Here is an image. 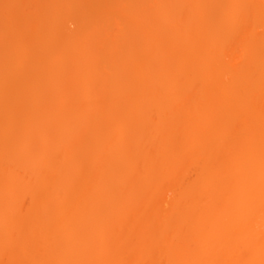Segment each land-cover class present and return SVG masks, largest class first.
Listing matches in <instances>:
<instances>
[{
    "label": "bare ground",
    "instance_id": "1",
    "mask_svg": "<svg viewBox=\"0 0 264 264\" xmlns=\"http://www.w3.org/2000/svg\"><path fill=\"white\" fill-rule=\"evenodd\" d=\"M112 1L0 4V220L57 264H264V0Z\"/></svg>",
    "mask_w": 264,
    "mask_h": 264
},
{
    "label": "rangeland",
    "instance_id": "2",
    "mask_svg": "<svg viewBox=\"0 0 264 264\" xmlns=\"http://www.w3.org/2000/svg\"><path fill=\"white\" fill-rule=\"evenodd\" d=\"M6 1H9V0H1L0 1V4L2 5L3 3L4 4H7V2ZM63 1H66V0H63ZM84 1V2H83ZM91 1V2H90ZM80 0V2H82V3H78L79 4V6H78V4L76 5V9H75V7H74V9L73 8H71V9H73L74 10V12H75V10L76 11H78V10H82V8H79V7H83L84 8V10H85V13H84V15L86 14V16H88V15H90V14H94L95 13V11H97L98 12V10L99 9H101V8H103L104 10H105V8L106 9H108L110 6L109 5H111V3L113 2L112 0H103V1H101V2H98V4L97 3H95V1L94 0ZM92 1H94V2H92ZM219 1V0H218ZM217 0H215V1H213V6H211L212 8H214L215 7V9L217 8L218 9V7H220L221 5H223V3L221 4V3H219L220 5H218V2ZM221 1V0H220ZM223 1V0H222ZM86 2V3H85ZM216 2V3H215ZM93 3V4H92ZM109 5H108V4ZM88 5V7H87V5ZM215 4H217L216 6H214ZM80 5H82V6H80ZM84 5V6H83ZM101 5H103V6H101ZM78 7V8H77ZM101 7V8H100ZM78 9V10H77ZM88 9V10H87ZM216 9V10H217ZM80 10V12H76V13H81V14H83L82 12L84 11V10H82L81 11ZM95 10V11H94ZM103 10V11H104ZM109 10V9H108ZM214 10V9H213ZM212 10V12H214ZM73 12V13H74ZM92 12V13H91ZM96 12V13H97ZM99 12H102V10L101 11H99ZM72 13V12H71ZM70 18L69 16H67L66 15V17H64V20H65V18L66 19H68V18ZM18 18H20V17H18ZM17 20H19L18 21V24L16 25V26H18L17 27V30L19 29V30H21V29H23L24 27H25V25L26 24H24V20L22 21V20H20V19H17ZM2 22H4V21H2ZM21 22H23V26H22V23ZM19 23H20V26H19ZM69 23V24H68ZM67 24H66V30L68 31V32H72L74 29H72L73 27H74V24H71V22H70V19H69V22H68ZM3 25H4V27H3ZM16 26H15V29H14V32H16L17 33V31H16ZM5 28H7L6 27V24L4 23H2V26L0 25V29L1 30H3V29H5ZM21 28V29H20ZM75 28V27H74ZM0 30V31H1ZM8 30V29H7ZM6 30V31H7ZM19 30H18V32H19ZM10 32H12V30H10ZM13 32V33H14ZM33 32V31H32ZM31 32V33H32ZM8 33L7 35H5V40H4V38H3V40H2V43H0V50H6L7 48L9 49V47L11 46V47H13V48H15L16 47V44H14V43H16L17 41V38H16V33ZM34 33V35H33V37L35 36V32H33ZM137 33L138 32H136L135 33V36H137ZM6 34V33H5ZM29 34V33H28ZM37 35V34H36ZM29 35H27V37H28ZM32 35H30L29 37H31ZM28 37V38H29ZM32 37V40L33 39H35V37H37V36H35L34 38ZM8 39V40H7ZM25 40H28V39H24V42H26ZM3 41H5L4 43H3ZM7 41V42H6ZM9 41V42H8ZM22 41V40H21ZM5 43H8V45H10L9 47H8V45L7 44H5ZM18 43V42H17ZM28 43H30L29 41H28ZM2 44V45H1ZM32 44V43H31ZM30 44V45H31ZM38 44V43H37ZM5 45H7V47L5 46V49H4V46ZM29 45V46H30ZM43 45V44H42ZM42 45L40 46V47H36V48H34V47H32V51L33 52H30L31 54H32V56H33V54H35L34 55V57L36 56H38V58H40V56H42L40 59H42L43 60V58H44V56H45V53H46V56H47V54L48 53H50L52 50H50V49H54L53 47H55V46H51L49 49H44V53L42 52L43 51V48H45V47H42ZM27 47H28V45H26ZM32 46V45H31ZM30 46V47H31ZM38 46V45H37ZM44 46V45H43ZM29 48V47H28ZM31 49V48H30ZM42 50V51H41ZM50 52H49V51ZM29 51H31V50H29ZM40 53H39V52ZM35 52V53H34ZM42 52V53H41ZM49 55V54H48ZM45 56V57H46ZM47 58V57H46ZM45 59V58H44ZM44 61H47V59L46 60H44ZM49 63V62H48ZM48 63H45L44 65H46V66H49L48 65ZM50 64V63H49ZM69 65H70V67L74 64V63H72V62H69L68 63ZM41 65V64H40ZM43 65V64H42ZM41 65V66H42ZM45 66V67H46ZM68 67V66H67ZM2 69V68H1ZM31 70V69H30ZM32 70H35V68H33ZM32 70H31V72H32ZM0 73H1V70H0ZM5 81V80H4ZM4 81H2V79H1V83H0V86L3 84L2 82H4ZM7 81H5L4 82V84H7L6 83ZM3 84V85H4ZM49 86V85H48ZM47 86V87H48ZM40 88H41V86H39ZM53 87V86H52ZM42 88H43V86H42ZM56 89V88H55ZM40 90V89H39ZM44 90V89H43ZM42 90V91H43ZM45 90H46V88H45ZM47 91V90H46ZM55 92V93H53V92ZM50 90V92L49 93H51V96H53V98L51 97V96H49L51 99H48V98H46V100H49L52 104H56L55 102H57V101H55L56 99L54 98V97H56V91L57 90H54V88H53V90ZM47 95V94H46ZM45 95V96H46ZM104 98H106L108 101H109V98L108 97H104ZM104 98L102 97H100V103H103V104H106L105 102H108L107 100L105 101L104 100ZM42 99H44V98H42ZM55 99V100H54ZM98 100H99V98H97ZM41 101H43V100H41ZM97 101V100H96ZM101 101H103V102H101ZM44 104V103H43ZM89 147H91V146H89ZM35 148V147H34ZM95 149L94 147H91L90 149L93 151V149ZM37 149V148H36ZM92 151H90V153L92 152ZM87 152V151H86ZM85 153V152H84ZM88 154V153H87ZM74 172H76V171H74ZM74 172H73V174H74ZM84 172V171H83ZM78 174H80V173H78ZM81 176H82V173H81ZM81 176H79V177H81ZM191 176V178L192 177H194V174L192 173V172H190V174H189V176H188V180H190V177ZM76 177V176H75ZM74 177V178H75ZM79 180V179H78ZM109 191V190H108ZM111 191V190H110ZM113 192V191H112ZM107 194V193H106ZM26 199V198H25ZM27 200H23V203H25L24 205H26V202ZM29 201V200H28ZM10 220V221H9ZM9 220H7L6 219V221L5 220H0V264H57V259L55 260V258H57V256L55 255L56 254V251H57V247H59L60 245L63 247V251L64 252H66V254L69 252H71L70 251V247H72L71 245H74L73 243L74 242H76L75 240H74V235H71V237H72V239H71V237L70 236H67V235H65L64 234V236L66 237H69L68 239H70V242H69V240L67 239V237H66V240L64 239L65 237L63 236V233L60 231V233H58L57 231H53V230H56V228L54 229V227H56V226H54L55 224L54 223H46V224H44V222L43 223H41V222H39V223H37L36 221L34 222V221H31V220H27L28 222H26V221H22L23 223H21V222H18V221H16V220H14L13 221V223H10V222H12L11 221V219H9ZM16 222V223H15ZM49 226V227H48ZM46 227V228H45ZM47 227H48V229H47ZM52 228L53 230H51V229H49V228ZM48 230L47 231V234H46V232L45 233H43L44 232V230ZM42 230V231H41ZM50 230V231H49ZM57 230H59V229H57ZM48 232H49V234H48ZM55 233H58V234H55ZM60 234H62V237H61V235ZM56 235H58V236H56ZM59 235H60V237H59ZM56 237H57V239H56ZM59 237V238H58ZM79 237V236H78ZM76 238V237H75ZM61 239V241H62V239H64V242L62 241V244H60L59 245V240ZM68 243H70L69 245H68ZM61 247V248H62ZM69 247V248H68ZM67 248L69 249V251L67 250ZM62 251V250H61ZM68 253V254H69ZM58 254V253H57ZM64 255H66L65 253H63ZM62 254V256H64ZM59 256V255H58ZM67 256V255H66Z\"/></svg>",
    "mask_w": 264,
    "mask_h": 264
}]
</instances>
